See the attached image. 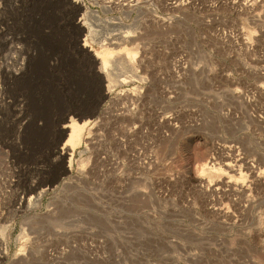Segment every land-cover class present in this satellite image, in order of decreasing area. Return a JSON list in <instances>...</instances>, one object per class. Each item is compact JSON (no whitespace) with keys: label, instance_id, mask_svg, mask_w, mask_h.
Here are the masks:
<instances>
[{"label":"rangeland","instance_id":"374dc122","mask_svg":"<svg viewBox=\"0 0 264 264\" xmlns=\"http://www.w3.org/2000/svg\"><path fill=\"white\" fill-rule=\"evenodd\" d=\"M137 1L0 0V264H264V0Z\"/></svg>","mask_w":264,"mask_h":264},{"label":"bare ground","instance_id":"6f19581e","mask_svg":"<svg viewBox=\"0 0 264 264\" xmlns=\"http://www.w3.org/2000/svg\"><path fill=\"white\" fill-rule=\"evenodd\" d=\"M75 5L83 6L82 0H72ZM93 3L98 4L99 0H91ZM151 1V0H146ZM257 1V0H256ZM255 1V2H256ZM114 3L112 2L110 5L108 4H102L99 5L104 12H108L110 10H113V8L121 9L124 12L128 11L129 13L131 5L127 3L126 7L125 5H120V0H115ZM254 2V3H255ZM138 1L135 0V4L137 5ZM135 6V5H134ZM128 8V9H127ZM130 10V11H129ZM93 21H101L100 25V31L99 33H103L106 36H103L101 38L98 37V35L95 36L94 41L100 43L102 47L105 49L100 53H95V58L99 60V67H98V73L99 75L103 76L104 79L107 81V92H112L117 88L118 85L126 84L128 82L134 81L136 79H139V76L137 75V69L133 67V64L135 62V54L131 53L130 51H117L113 52L114 49H119L125 42H134L137 38L136 32H130L128 30H125V27H122V22L119 19V25L117 30L114 33L107 34L108 30L110 28H117L115 24H113L111 21H104L99 19V15L97 12L92 11L88 12L84 19H81V21L78 23L81 28L87 29L92 35L96 32V30L93 28L96 24ZM119 29H122L123 31H119ZM112 47V49H110ZM121 56H125L127 59L126 68L120 69V60ZM39 68V67H38ZM124 70H128L127 72ZM88 122H84L82 124H79L75 120H71L70 124L67 125L65 128L69 131L68 139L64 145L69 151H70V159L69 164L71 162V156L72 153L76 148H78L81 143L83 142L84 138V130L87 127ZM226 169L230 172H236L237 168L234 170V165L231 164L225 165ZM70 167V166H69ZM238 171V170H237ZM208 187V186H207ZM245 190V189H243ZM45 191V190H43ZM44 195V192H41L38 196V200L41 201L42 197Z\"/></svg>","mask_w":264,"mask_h":264}]
</instances>
